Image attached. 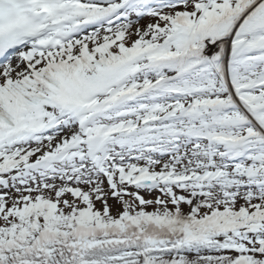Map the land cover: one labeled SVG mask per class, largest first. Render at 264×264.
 Wrapping results in <instances>:
<instances>
[{
  "label": "snow or ice",
  "instance_id": "6c2138e0",
  "mask_svg": "<svg viewBox=\"0 0 264 264\" xmlns=\"http://www.w3.org/2000/svg\"><path fill=\"white\" fill-rule=\"evenodd\" d=\"M0 264H264V0H0Z\"/></svg>",
  "mask_w": 264,
  "mask_h": 264
}]
</instances>
